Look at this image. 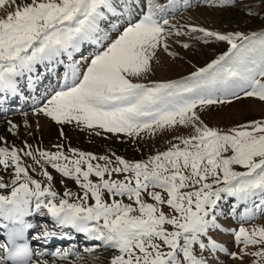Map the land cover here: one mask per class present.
<instances>
[{
	"label": "snow or ice",
	"instance_id": "1",
	"mask_svg": "<svg viewBox=\"0 0 264 264\" xmlns=\"http://www.w3.org/2000/svg\"><path fill=\"white\" fill-rule=\"evenodd\" d=\"M173 5L174 0L167 5L158 0H0V8L11 9L0 16V99L18 94L19 78L26 75L33 88L32 74L40 78L38 65L49 72L64 66L58 90L35 109L58 123L75 121L129 137L177 126L192 129L146 160L113 154L114 164L108 156L77 149H70L71 156L39 151L37 158L23 148L0 147V170H12L9 182L0 175V190H7L0 192V229L6 237L0 243V264H48L32 259L27 242H17L34 227L26 218L45 210L57 226L117 250L110 264H209L206 250L227 251L208 235L220 227L219 202L235 197L246 204L258 198L242 221L254 219L255 209L264 212V119L224 131L209 127L198 114L205 106L230 102L229 97L239 99L241 93L264 101V30L245 34L199 28L205 37L226 41L228 50L180 79L134 80L151 71L161 45L167 50L165 17ZM87 44L96 50L75 60ZM21 152L40 165L47 183L30 175L36 169L23 162ZM97 160L105 163L94 164ZM45 165L73 179L82 195L70 189L60 195ZM114 173L122 178H112ZM93 175L99 179H90ZM233 231L242 247L230 255L241 261L251 255L253 264H264V225L241 224ZM55 235L45 229L36 238ZM52 255L67 257L69 251L57 249Z\"/></svg>",
	"mask_w": 264,
	"mask_h": 264
},
{
	"label": "rangeland",
	"instance_id": "2",
	"mask_svg": "<svg viewBox=\"0 0 264 264\" xmlns=\"http://www.w3.org/2000/svg\"><path fill=\"white\" fill-rule=\"evenodd\" d=\"M182 2L180 1L179 3L181 6H184V3L191 2V7L187 11L191 14H194L196 12L195 14L198 17H194L191 20V23L195 25V28H192V26L188 23L179 24V26L177 27L167 26V29L169 30L170 34L166 35V40L168 42L170 40H174L173 42L177 40L181 41V43L178 44L179 48L174 50L172 47H169L167 50H162L163 54L167 52H169L170 54L168 57L169 62L167 61L166 64L159 67V75L155 74L154 70L151 69V72L144 74V76L141 78H133L134 80L139 79L140 82H148L152 80L161 81L180 79L181 77L187 76L193 71H196L198 68L206 66L213 59L223 54V52L230 47L226 41H219L215 38L205 37L204 33L198 31L199 28H204L209 31H215L220 33L240 31L244 32L245 34L264 30V0H232L231 3L227 4L221 3V0H182ZM166 3L167 2L163 4ZM203 8L204 11H200L203 10ZM181 14H184V12ZM199 14H203V16L205 17L202 16V18ZM104 24L106 28L109 27L107 23ZM175 28H177V31ZM185 44H187L188 47H184ZM154 67L158 68L156 64L154 65ZM233 99L235 98H227V100ZM198 114L201 116V119L204 121V123L207 124L209 127H215L227 131L228 129L238 124H244L257 119H264V101H260L258 98L255 97H245L241 93L240 98L236 101H233L231 103H225L223 105L213 104L205 106L202 110H199ZM53 123L58 122L53 121ZM60 125H62L63 127L66 126V128L68 126L70 131L81 127V132H88V135L90 137L89 144L81 143L79 140L74 139L69 135H63L61 134V132H58L61 134V136L56 133V136H53L49 144L37 146V144L26 143L27 145L31 146L30 148H28V151H34V154L37 156V158H39L38 151L56 152L58 150H61L66 155L71 156L73 154L71 153L70 149H77L81 152L93 153L97 157L108 156L114 164L115 156H121L124 159L130 161L146 160L149 156L154 155L156 152L166 150L169 147L170 142L176 143L177 141L174 140L175 136H188L192 133V129L190 127L186 128L183 126H177L174 129L166 128L162 130H157L154 135L145 132L141 133L140 136L129 137L124 133H108L105 130L99 128L89 129L83 124H80L79 126L75 122L60 123ZM97 132H99L100 134L97 135ZM27 133L30 134L31 132L28 131ZM98 136L102 138L99 139V141H102L99 142L97 146H94V144L91 143L92 137ZM103 139L105 140L103 141ZM9 141L10 143H13V147L17 149H24V147H19L16 141ZM57 146H62V148L58 149ZM31 148H33V150ZM24 150L27 151V148L25 147ZM19 154L21 155L24 163H29V166L36 169L35 171H31L32 175H36L35 179L46 180V178L41 175L40 165H37L32 157L24 156L23 152ZM113 154H115V156ZM93 163L104 164L105 161L97 160L93 161ZM45 167L52 174L53 180L51 183L54 189L60 195H63L65 189H70L73 194L82 195L83 190L80 188L79 185L76 184L73 179L63 177L61 173L51 168L50 165H45ZM235 167L237 171H244L242 166ZM7 172V174L9 175L8 177L11 179L10 173L12 172V170L9 169ZM105 178H108L107 175L105 176ZM112 178H122V176L121 174L114 173ZM90 179H92L93 181H97L99 178L93 175L90 176ZM61 180H63V183H61ZM45 183H47V181ZM72 199L73 198H70V202ZM253 200L255 201V204L260 203L258 198H253ZM253 200H251V202H249L245 206L250 205ZM233 201L234 197H229L227 200L219 202L220 220L224 221L231 218L227 217L230 213L233 212ZM149 202L151 201L149 200ZM89 203H94V201L90 199ZM165 211H167V208H165ZM255 212V216H258L256 210ZM49 216L50 215L47 213V211H44L43 215L40 214L38 221L40 222L43 218H51V216ZM241 224H243V226L246 228H251L253 225H264V213L256 219H252L249 220V222ZM241 224L238 225V228L236 227V230L239 229ZM52 225L53 222L46 219L43 224V228L47 229L45 227H50ZM233 238L235 239V237ZM71 239L72 238H70V240ZM202 239L205 241L204 237H202ZM84 241L85 240L82 239H78V243L69 241L64 246V248L68 249L69 255L67 257L55 256V258L58 260H70L68 262L69 264H82L84 260L91 259V255L93 257L96 254H105L109 250V247H100V249L98 248L99 251H93L97 249V246H93L91 248L93 250L86 251V249L90 248H87V244H85ZM235 244L236 242H234V245ZM197 246L198 245H194V250L199 255L200 250H198L199 246ZM61 247V244L55 243L53 246H50V249L53 252H56L57 249L61 250ZM241 247L242 245L236 244L235 249L233 248V252H239ZM115 251L117 252V250ZM207 253L208 252L206 250L203 255L206 256ZM108 259V262L105 261L102 264H110V261L112 259L111 255L108 256ZM255 259L256 258L251 255H245L243 261H241L230 256L227 261L231 262L233 260L234 264H253V261Z\"/></svg>",
	"mask_w": 264,
	"mask_h": 264
},
{
	"label": "bare ground",
	"instance_id": "3",
	"mask_svg": "<svg viewBox=\"0 0 264 264\" xmlns=\"http://www.w3.org/2000/svg\"><path fill=\"white\" fill-rule=\"evenodd\" d=\"M158 2L160 3V1ZM179 3H180L179 0H174V5L171 7H168L167 14L165 17L169 20V25L167 26L177 27L179 26V24L188 23L189 25L192 26V28L193 27L195 28V25L191 23V20L194 17H198L195 14L196 12L194 14H191L190 12L187 11L189 9H186L184 14L178 15L177 14L178 10L184 7V6H181ZM167 4L168 3L164 5H167ZM8 10H11V9H9L7 6H5L4 8H0V16L6 15V12ZM200 11H204V8L203 10H200ZM199 15H201V17L203 16V14H199ZM102 26L106 30H109L108 28L105 27V24H102ZM175 29L177 31V28ZM111 35L112 37H114L115 32H112ZM173 41L172 40H170L169 42L167 41V45H168V48L172 47L174 50H176L179 48L178 44H180L181 41L179 40L175 42ZM162 50L163 51L165 50L163 45H161L157 49V55L152 61L153 67L151 69L154 70L155 74L157 75H159V67L166 64V62L168 61L169 54H170L169 52L167 53L164 52L165 54H163ZM64 59H65V64L69 63L66 57ZM155 64L156 66H158V68L156 67L157 69L154 67ZM37 69H38V73L40 74V78L37 79L36 78L37 74L35 73L32 74L33 79L35 81L33 88L28 87V79L26 75L23 78H19L18 86H19L20 92L18 94L14 96L9 95L7 99H0V115H6L7 113H17V115L7 116L5 118L0 119V137L4 138L3 141H0V146L9 147L11 149L13 147L12 145L13 143H10L9 140H13V142L16 141L17 145H19V147L20 146L24 147V149H25L26 143L37 144V146L38 145L43 146V145L49 144L53 136H56L55 134L58 132L63 133V135H69L72 138L79 140L81 143L89 144L90 137L88 135V132H81L80 131L81 127H78L73 131H70L68 126L66 128V126L63 127L62 125H60V123H53V121L55 120H53L51 117L47 116L43 112L35 111L36 108L42 107L47 102V99L50 97V95L52 94L54 90H58L59 85L63 82V76L66 71V68L64 66H57L54 72L47 71L45 67L42 65H38ZM3 95H4L3 93H0V96H3ZM14 104H15V107L12 108L11 105H14ZM9 121H11L12 124H15L16 128L11 129V125L9 124ZM28 131H30L31 133L28 134L27 133ZM58 135L61 136L60 133H58ZM99 139H102V138H100V136L92 137L91 143L94 144V146H97L99 142L102 141V140L99 141ZM104 140L105 139H103V141ZM31 149L33 150V148ZM27 151H28V148H27ZM27 164L29 165V163ZM7 173H8L7 171L0 170V175H3L5 178V181L9 182L10 178L8 177L9 175ZM30 175H32L31 171H30ZM32 176L36 178L35 174ZM41 181L46 182V180H41ZM0 192L7 194V190H0ZM249 202H251V200L248 201L246 204H248ZM246 204L236 200L237 207L242 206V205L245 206ZM245 209L246 208H244V210L240 212H236L233 215V217H231L232 219L230 218V219L222 221L220 220V216L219 215L217 216V223L220 225V227L215 228V229H210V232H209L210 234L208 233V235L212 239L223 244L225 248L227 249V251L217 250L216 252H211L210 250H207L208 253L206 254L205 257L209 261V264H227V262L228 264H234L233 260L231 262L227 260L230 258L231 256L230 253L233 252V248H234L233 245H234L235 239L233 237L235 236H233L234 234L233 230H236L237 224L242 222L240 217L242 214H244ZM37 217H38V213H34L32 216L26 218L34 225L33 228L28 229L26 232L28 234V239L35 245H40L39 247L40 250L38 251L37 249V257L35 260H39L38 253L46 254V252L50 251L49 246L52 245L54 241H59L60 243L62 242L67 243L70 241V238H72L71 240L76 239V238L80 239L81 234L83 237H86L88 243L95 242L94 244H90L89 246L90 249L93 246H97V249L100 247H105L101 241L90 238L86 233L77 232L75 229L71 227H60V226H57L56 224L53 226L54 228L53 227L47 228L48 231L55 232L56 233L55 236L40 237L39 239H37L36 237L39 234L38 227L40 226V224L38 223ZM204 238H205V242L207 243V237H204ZM0 254H2V252H0ZM116 254L117 252L111 248L110 251L106 252L105 254L103 253H101L100 255L96 254L93 257L91 255L90 257L91 259L84 260L82 264H102L105 261L109 260L108 259L109 255L113 257ZM53 258L54 256H51V258H45L44 260H47L48 264H67V262L65 261H62L60 259L59 260L53 259Z\"/></svg>",
	"mask_w": 264,
	"mask_h": 264
}]
</instances>
